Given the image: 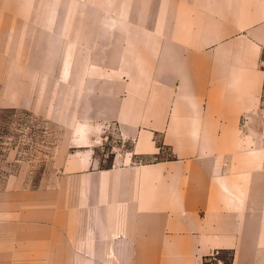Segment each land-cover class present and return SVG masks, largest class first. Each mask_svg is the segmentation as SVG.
Listing matches in <instances>:
<instances>
[{"label": "crops", "instance_id": "crops-1", "mask_svg": "<svg viewBox=\"0 0 264 264\" xmlns=\"http://www.w3.org/2000/svg\"><path fill=\"white\" fill-rule=\"evenodd\" d=\"M8 7L29 9L21 66L59 67L43 114L63 133L52 175L0 187V264H264V0ZM112 129L131 146L103 165Z\"/></svg>", "mask_w": 264, "mask_h": 264}, {"label": "rangeland", "instance_id": "rangeland-1", "mask_svg": "<svg viewBox=\"0 0 264 264\" xmlns=\"http://www.w3.org/2000/svg\"><path fill=\"white\" fill-rule=\"evenodd\" d=\"M19 11L22 15L29 14V9L25 8L0 9V187L6 176L21 169L25 162L34 165L31 174L35 180L42 175H52L51 171L57 168L53 149L60 143L63 133L60 123L43 114L47 108L46 102L59 97V67L54 66L58 71L53 73L45 72V61L48 58L41 52L34 57L35 69L28 68L27 62L24 64L26 69L21 66L23 57L16 53V49L27 47L29 42L19 40L14 32V28L18 27L15 17ZM44 46V41H38V48ZM52 62L54 65L59 64V57H53ZM50 74L52 78H49ZM15 94L20 95L22 102L30 100L31 105L14 104ZM107 134L99 151L103 165L111 162L114 150L131 146V141L123 140L115 130ZM168 152V148H165L164 154ZM220 251L224 264H228L231 251ZM205 264H211V260L208 258Z\"/></svg>", "mask_w": 264, "mask_h": 264}, {"label": "built area", "instance_id": "built-area-1", "mask_svg": "<svg viewBox=\"0 0 264 264\" xmlns=\"http://www.w3.org/2000/svg\"><path fill=\"white\" fill-rule=\"evenodd\" d=\"M211 260V264H224V259L221 256L220 250H215L212 254H210L206 260Z\"/></svg>", "mask_w": 264, "mask_h": 264}, {"label": "trees", "instance_id": "trees-1", "mask_svg": "<svg viewBox=\"0 0 264 264\" xmlns=\"http://www.w3.org/2000/svg\"><path fill=\"white\" fill-rule=\"evenodd\" d=\"M225 261V260H224ZM230 262H231V259H230V261L228 262V264H230Z\"/></svg>", "mask_w": 264, "mask_h": 264}]
</instances>
